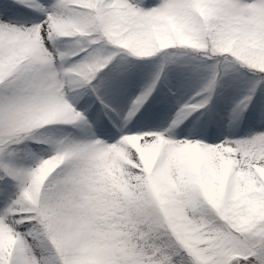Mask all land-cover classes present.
Segmentation results:
<instances>
[{"label":"snow or ice","instance_id":"1","mask_svg":"<svg viewBox=\"0 0 264 264\" xmlns=\"http://www.w3.org/2000/svg\"><path fill=\"white\" fill-rule=\"evenodd\" d=\"M0 264H264V0H0Z\"/></svg>","mask_w":264,"mask_h":264}]
</instances>
